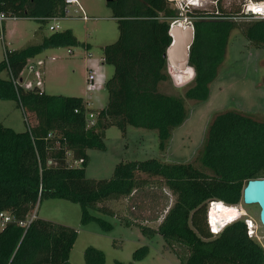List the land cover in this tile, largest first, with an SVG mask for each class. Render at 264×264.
<instances>
[{
    "label": "trees",
    "instance_id": "obj_1",
    "mask_svg": "<svg viewBox=\"0 0 264 264\" xmlns=\"http://www.w3.org/2000/svg\"><path fill=\"white\" fill-rule=\"evenodd\" d=\"M0 2L3 11L18 18L46 22L65 16V0ZM108 4L118 20L119 37L104 46V64L113 65L114 73L104 83L108 100L96 110L92 127H87V115L94 111L83 97L49 94L15 82L29 60L47 49L79 45L71 29L53 32L21 49L5 48L0 97L16 101L28 126L16 131L0 123V211L22 219L44 198H62L81 205L82 222L101 220L108 229L111 225L90 210L118 216L106 204L108 200H135L154 177L172 191L164 195L171 204L151 219L157 221L163 215L157 228L135 224L148 235H162L182 264H264V246L248 235L245 220L232 223L220 234H214L208 224L211 200L243 202L247 182L264 178V115L240 110L215 113L193 162L131 160L117 164L110 179L86 175L88 149H104L105 129L112 125L123 131L129 125L157 129L164 152L175 129L188 118L185 98L209 99L233 30L241 28L252 45L264 47V19L252 17L239 23L232 18L239 11H226L221 0L212 12L196 9L189 59L194 77L184 98L160 89L162 82L171 79L166 53L172 42L171 23L180 18L179 9L170 0ZM72 160L81 162L73 165ZM123 218L134 223L128 216ZM77 237L76 229L39 217L27 231L11 224L0 231V264H72L70 253ZM105 260L103 250L86 248V264H105Z\"/></svg>",
    "mask_w": 264,
    "mask_h": 264
},
{
    "label": "rangeland",
    "instance_id": "obj_2",
    "mask_svg": "<svg viewBox=\"0 0 264 264\" xmlns=\"http://www.w3.org/2000/svg\"><path fill=\"white\" fill-rule=\"evenodd\" d=\"M186 1H172V6L180 11V18L176 21H183L185 24H193L196 9L210 12L217 9V0H199L198 5H193L191 0ZM221 1L226 11H239V14L233 13L232 18L235 21L242 23L253 19L243 12L247 0ZM80 3L86 14L92 17L89 21L78 17L80 13L75 12L77 7L73 4L69 6V15L59 19L43 22L31 17L9 18L0 24V61L5 56V48L15 50L40 43L44 36L53 33L49 29L51 24H59L61 31L71 29L81 42L79 45L49 48L30 61L37 64L45 92L81 96L88 108L96 113V110L103 108L108 100V93L103 86L113 75L114 66L104 64V46L118 39V20L113 16V9L107 0H80ZM89 68L97 69L99 73L95 89H91L87 81ZM172 70L180 71L174 67ZM2 75L5 77V74ZM24 75L27 80H37L28 67L24 70ZM170 75L171 79L162 82L160 89L185 98L186 90L193 84L194 70L190 67L185 74L174 77L170 72ZM263 78L264 47L252 45L242 29L236 28L230 37L219 73L211 83L209 99L195 101L185 98L188 118L183 125L175 129L165 151L162 152L159 148L157 129L129 125L126 131H123L112 125L105 129L103 137L105 148H89L87 151L89 156L87 177L97 180L110 179L117 164L131 160L157 158L168 163L193 162L205 141L215 113L240 110L256 116L264 115ZM0 123L16 131H24L28 126L24 110L17 106L16 101L1 97ZM140 176L147 175L141 173ZM169 193L172 191L167 186L151 177L149 186L139 191L135 200L134 198L108 200L106 204L118 216L90 210L92 215L102 218L111 225L108 229L101 220L82 222L81 205L70 200L44 198L39 201L35 210L39 218L78 231L77 240L70 253L72 264H86L85 250L90 246L104 251L105 264H182L177 255L167 247L162 235H148L135 224L144 223L157 228L163 215L157 221L151 219L160 215L166 204H171L164 196L165 194L169 196ZM214 206L210 212L212 217L216 212ZM234 206L242 215L239 220H245L247 227L251 224L250 220L254 222L255 234L251 237L264 246V229L260 221L259 206L246 205L243 202ZM234 212L235 208L231 207V213ZM123 216L132 218L134 223H128ZM146 218L150 219L149 222L144 221Z\"/></svg>",
    "mask_w": 264,
    "mask_h": 264
},
{
    "label": "built area",
    "instance_id": "obj_3",
    "mask_svg": "<svg viewBox=\"0 0 264 264\" xmlns=\"http://www.w3.org/2000/svg\"><path fill=\"white\" fill-rule=\"evenodd\" d=\"M65 16H68L70 13V5H76L75 12L80 13L78 17L83 19L84 21H89L92 19L89 15L86 14L84 8L82 7L80 0H65ZM243 12L246 15H250L254 18H260L264 19V0H247L245 3V8ZM9 18H18L16 16H9L5 11L1 9V2H0V24L5 23V21ZM61 17H50L47 19V21H50L51 19H59ZM49 29L53 32L61 31V26L59 24H51L49 25ZM71 51V50H70ZM90 55V54H89ZM31 60V59H30ZM29 60V63L26 67L29 68V71L31 73H34L35 78H37L36 81L27 80L24 75V70L21 73V76L19 79H16L15 82L17 84H20L24 86L25 88H33L35 86L39 87L43 91V83L40 80L42 75L37 70V64L35 62H32ZM39 64V63H38ZM99 73L97 69L89 68V72L87 75V81L89 83V87L91 89L96 88V79L98 77ZM97 114L95 112H89L87 115V127H92L96 123ZM73 165H79L81 161L74 160ZM36 207L29 212L28 215H26L25 218L19 219L10 211H0V231L4 230L6 227H8L11 224L19 225L27 231L31 223L38 217L36 213ZM248 233L250 236L253 234L251 233V229L248 228Z\"/></svg>",
    "mask_w": 264,
    "mask_h": 264
},
{
    "label": "water",
    "instance_id": "obj_4",
    "mask_svg": "<svg viewBox=\"0 0 264 264\" xmlns=\"http://www.w3.org/2000/svg\"><path fill=\"white\" fill-rule=\"evenodd\" d=\"M108 2L113 0H107ZM173 1V0H170ZM170 35L172 42L166 53L168 68L172 76L185 74L190 68V48L194 42L195 27L183 21L174 20L171 23ZM180 71H173L172 68ZM243 202L246 205L257 204L260 208V221L264 229V178L250 179L243 189Z\"/></svg>",
    "mask_w": 264,
    "mask_h": 264
},
{
    "label": "clouds",
    "instance_id": "obj_5",
    "mask_svg": "<svg viewBox=\"0 0 264 264\" xmlns=\"http://www.w3.org/2000/svg\"><path fill=\"white\" fill-rule=\"evenodd\" d=\"M220 203H224L222 206L224 207V209L221 208L217 209V211L215 212V216L212 217L211 216V209L213 204H220ZM235 208V212L233 214H228L226 216L222 215V213H224L227 208ZM242 215L239 212V209L234 206V204H226V202L222 201V200H211L209 202L208 205V224L209 227L211 229V231L214 234H220L222 233L229 225H231L232 223L238 221L240 219ZM248 222V221H247ZM249 228V226L247 227V229Z\"/></svg>",
    "mask_w": 264,
    "mask_h": 264
},
{
    "label": "bare ground",
    "instance_id": "obj_6",
    "mask_svg": "<svg viewBox=\"0 0 264 264\" xmlns=\"http://www.w3.org/2000/svg\"><path fill=\"white\" fill-rule=\"evenodd\" d=\"M188 1V0H187ZM186 1V2H187ZM198 1L199 0H191L190 2L193 4V5H198ZM201 1V0H200ZM199 4H201V2H199ZM214 205H216V206H214ZM223 204L222 203H220V204H213V206H214V209L217 211V209H220L221 210V208L222 209H224V207L222 206ZM226 211H228V213H222V215H224V216H226V215H228V214H232L231 213V208L229 209V208H227V210ZM249 222H251V224H250V229H252L251 230V233L254 235L255 234V230H254V227H255V224H254V222L253 221H249Z\"/></svg>",
    "mask_w": 264,
    "mask_h": 264
},
{
    "label": "crops",
    "instance_id": "obj_7",
    "mask_svg": "<svg viewBox=\"0 0 264 264\" xmlns=\"http://www.w3.org/2000/svg\"><path fill=\"white\" fill-rule=\"evenodd\" d=\"M44 90V89H43ZM85 101V100H84Z\"/></svg>",
    "mask_w": 264,
    "mask_h": 264
}]
</instances>
